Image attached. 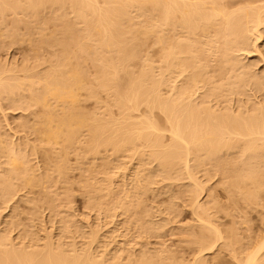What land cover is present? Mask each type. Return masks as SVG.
I'll list each match as a JSON object with an SVG mask.
<instances>
[{"label":"bare ground","instance_id":"bare-ground-1","mask_svg":"<svg viewBox=\"0 0 264 264\" xmlns=\"http://www.w3.org/2000/svg\"><path fill=\"white\" fill-rule=\"evenodd\" d=\"M0 37L55 49L44 69L10 67L9 77L0 75V101L41 107L33 124L21 119L19 125L45 143L44 172L37 176L18 154L22 145L10 146L0 134L2 203L21 187L67 184L74 166L89 178L96 167L84 160L92 155L103 161L101 179L86 188L92 209L107 216L122 212L141 235L162 231L168 219L153 221L145 206V213L137 211L143 195L164 180H189L180 191L198 223L191 231L183 228L184 241L197 247L193 262L165 249L143 250L134 260L116 252L107 261L92 248L101 237L98 229L81 247L75 239L54 240L49 232L40 237L41 207L59 211L64 199L71 200L67 184L64 194L45 191L29 198L34 210L21 224L19 241L0 227V264H206V252L224 239V231L213 220L211 200L202 201L212 190L198 173L215 168L234 205L240 199L253 206L263 197L264 99L255 98L264 91V72L241 55L264 37V0H0ZM100 92L108 97L100 112L86 110L83 98ZM143 107L140 116L131 114ZM102 148L110 154L102 155ZM71 154L75 165L68 161ZM122 157L136 158L138 166L129 170ZM116 168L124 171L118 185ZM169 187L160 190L172 191L170 204L176 206L178 192ZM215 209L226 210L227 204L216 202ZM20 223L13 216L8 221ZM227 231L223 245L236 264H264V235L243 244L234 226Z\"/></svg>","mask_w":264,"mask_h":264},{"label":"rangeland","instance_id":"rangeland-1","mask_svg":"<svg viewBox=\"0 0 264 264\" xmlns=\"http://www.w3.org/2000/svg\"><path fill=\"white\" fill-rule=\"evenodd\" d=\"M49 12L50 10L47 9L45 14ZM12 20V16L8 15L7 23ZM23 32L22 29L20 33L23 34ZM31 33L35 35V32ZM146 49L154 59H157L154 48L150 47V44ZM54 50L44 46L35 48V45L29 42H14L9 37H0V75L5 79L9 77L11 75V73H8L10 67L16 68L27 65L38 70L44 69L48 64V60L54 55ZM241 58L246 63H254L256 71L264 72V37L254 41L249 51L242 52ZM139 68V65L133 67L134 72H137ZM19 75H24V73L20 71ZM83 93L85 94V92ZM107 98L105 92H100L96 98L91 100L84 97L83 104L88 111L100 112V108L107 101ZM263 99L264 91L258 93L255 98L257 102ZM234 105L237 106L235 102ZM40 109L41 107L36 105L29 108L14 104L10 99L5 98L0 101V134L4 136L10 146L22 145L23 150L21 148L18 154L25 157L26 166L33 167L37 176L44 172V152L41 148L45 146V143L38 140L27 126H20L19 121L25 119L28 125L33 124L38 118L37 115ZM143 111L144 107L142 110L131 114L140 116ZM112 112L115 116H119L117 108L113 107ZM34 146H37L39 151H34ZM101 154L108 156L110 151H105L102 148ZM95 159L92 155H88L84 160L86 164H93L96 167L95 172L89 178L82 177L77 166H74L76 169L68 173L67 184L71 186V200L65 201L64 199L59 211H51L47 206L41 207V221L39 224H42L43 228H39L40 237H44L46 232H49L54 240L61 238L65 242H72L75 239L77 247H81L84 242L88 241V233L93 229H98L101 237L92 244V248L97 255L104 253V258L107 261H112L116 252L124 260H134L140 256L139 254L143 250L160 251L165 249L188 263L193 262L197 256L194 251L197 247L190 246L184 241L185 231L183 228L188 226L191 231V227H198V223L195 220L193 210L188 206V195L180 191L181 189L185 190L180 185L189 182V180L174 182L164 180L155 185L157 191L143 195L144 204L137 211L145 213L146 207L149 210L151 209L149 218L153 221H159L162 218L168 219V221L164 223L165 227L162 231L141 235L136 229V222H127L128 218L122 212L107 216L99 210L89 207L86 188L90 184H96L102 177V172H99V170L103 161L101 158ZM68 161L70 164L75 165L76 155L71 154L68 156ZM121 161L125 163L124 166L129 167V170H133L138 166L137 159H133V157H122ZM152 165L155 166L156 163ZM209 170L208 175L204 171L198 173L200 180L206 182L207 188L212 190V196L208 198L206 195L208 192H205L202 195V201L211 200L210 212L214 222L224 231V239L219 241L213 250L206 252V264H236V259L232 256L231 250L223 245L225 242H229L230 232L227 230L234 226L243 244L250 242L252 238L254 240L264 235V193L263 197L254 201L253 206L245 205L242 200L239 202L240 199H237L238 202L234 205L233 201L228 199V194L223 186L222 175L212 166H209ZM114 171L116 185L122 184L125 181L123 178L124 171L122 169L119 171L118 168ZM67 184L61 180H55L35 188L21 187L9 202L2 203L3 200L0 198V227H7L13 239L19 241L23 230L21 224L27 220L34 210V203L29 201V198L38 199L45 191L51 194H64ZM169 185L178 192L179 200H175L177 201L176 206H173L174 203L170 204L173 192L163 193L160 190ZM169 188H166V190ZM216 202L227 204V209L217 211L215 209ZM57 204H60V202L57 201ZM168 206L174 208V210L170 211ZM14 208H16L15 211ZM12 216L21 223L9 225L8 221L12 219ZM63 218L74 220L75 223L66 224L62 221Z\"/></svg>","mask_w":264,"mask_h":264}]
</instances>
